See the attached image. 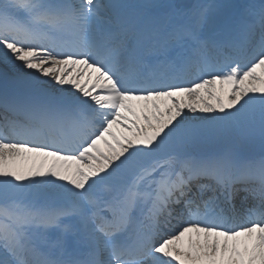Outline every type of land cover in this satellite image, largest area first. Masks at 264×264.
Listing matches in <instances>:
<instances>
[{"label":"snow or ice","instance_id":"1","mask_svg":"<svg viewBox=\"0 0 264 264\" xmlns=\"http://www.w3.org/2000/svg\"><path fill=\"white\" fill-rule=\"evenodd\" d=\"M224 8L0 0V264H264V0Z\"/></svg>","mask_w":264,"mask_h":264},{"label":"bare ground","instance_id":"2","mask_svg":"<svg viewBox=\"0 0 264 264\" xmlns=\"http://www.w3.org/2000/svg\"><path fill=\"white\" fill-rule=\"evenodd\" d=\"M225 1H226V0H225ZM139 2L155 3L153 0H140ZM133 3H134V2H133ZM170 4L176 5L175 2H174V0L171 1ZM227 6H228V9H229V12H230V11L232 10V8L234 7L233 4H228ZM228 15H229V14H228ZM6 67H9V66H6ZM10 67H11V66H10ZM11 70H12L13 72H15L14 69L11 68Z\"/></svg>","mask_w":264,"mask_h":264},{"label":"rangeland","instance_id":"3","mask_svg":"<svg viewBox=\"0 0 264 264\" xmlns=\"http://www.w3.org/2000/svg\"><path fill=\"white\" fill-rule=\"evenodd\" d=\"M5 65V64H4ZM10 67V66H9ZM9 69H11V67L9 68Z\"/></svg>","mask_w":264,"mask_h":264}]
</instances>
